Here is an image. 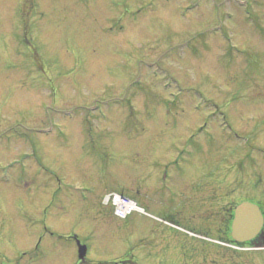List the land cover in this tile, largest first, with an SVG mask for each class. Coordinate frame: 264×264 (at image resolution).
<instances>
[{
    "label": "rangeland",
    "instance_id": "obj_1",
    "mask_svg": "<svg viewBox=\"0 0 264 264\" xmlns=\"http://www.w3.org/2000/svg\"><path fill=\"white\" fill-rule=\"evenodd\" d=\"M211 173L264 210V0H0V264H138L77 211Z\"/></svg>",
    "mask_w": 264,
    "mask_h": 264
},
{
    "label": "flooded vegetation",
    "instance_id": "obj_2",
    "mask_svg": "<svg viewBox=\"0 0 264 264\" xmlns=\"http://www.w3.org/2000/svg\"><path fill=\"white\" fill-rule=\"evenodd\" d=\"M195 176H179L176 181L162 189L158 195L160 198L153 206L156 214L150 211L153 207L141 199L139 179L135 198L139 205L152 214L143 215L150 218L145 223L133 224L129 219L119 223L113 217L114 208L111 204L108 210L102 211V206L91 205L94 202L81 207L76 213L77 218L81 217L83 222L85 215V218L91 217L95 221L94 216L97 213L101 216L96 226L101 229L106 227L122 236H132L133 229L136 235L141 229L142 232L147 229L148 233H141L140 237L138 235L135 248L129 250L136 249L141 255L145 254L138 264H245V260L248 264H254L256 245L264 244V226L251 240L240 242L234 238L232 225L235 208L240 203L235 187L237 175H233L232 185L228 184L229 180L223 184L224 174L211 173L200 178ZM123 191L125 189L122 194ZM97 208L99 210L95 211ZM262 211L264 214V210ZM77 227H80V223ZM93 232L84 231L83 236ZM76 242L78 245H86L87 256L89 245L78 238ZM240 251H244L246 255ZM86 256L79 262L91 263ZM128 263L137 264L130 254L120 258L115 264Z\"/></svg>",
    "mask_w": 264,
    "mask_h": 264
},
{
    "label": "water",
    "instance_id": "obj_3",
    "mask_svg": "<svg viewBox=\"0 0 264 264\" xmlns=\"http://www.w3.org/2000/svg\"><path fill=\"white\" fill-rule=\"evenodd\" d=\"M263 215L258 205L243 202L237 206L233 222V235L243 242L254 237L263 225ZM80 256L85 253V247L79 249Z\"/></svg>",
    "mask_w": 264,
    "mask_h": 264
}]
</instances>
